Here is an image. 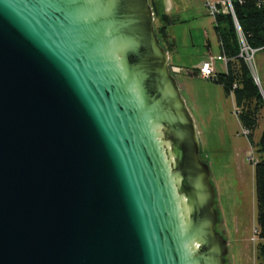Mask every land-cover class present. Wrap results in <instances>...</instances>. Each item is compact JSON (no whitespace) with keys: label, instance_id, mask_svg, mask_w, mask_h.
<instances>
[{"label":"water","instance_id":"obj_1","mask_svg":"<svg viewBox=\"0 0 264 264\" xmlns=\"http://www.w3.org/2000/svg\"><path fill=\"white\" fill-rule=\"evenodd\" d=\"M199 151L149 0H0V264H225Z\"/></svg>","mask_w":264,"mask_h":264},{"label":"rangeland","instance_id":"obj_2","mask_svg":"<svg viewBox=\"0 0 264 264\" xmlns=\"http://www.w3.org/2000/svg\"><path fill=\"white\" fill-rule=\"evenodd\" d=\"M213 20V15L206 10L202 28L207 33L211 54L216 56L220 55V49ZM154 23L157 24L156 21ZM196 48H200L198 44ZM184 56L192 58L189 53ZM253 61L264 97V49L256 50ZM216 63L218 72H224V63ZM180 67L181 73L173 75L194 121L200 158L210 168L217 211L215 229L223 236L227 247L225 264H257L255 229L258 224L252 160L264 157V152L258 153L250 144L236 116L231 92L226 91L220 82L199 77L196 71L193 72L195 75L189 74V67ZM263 128L264 107L260 110L258 126L253 133L254 141L258 140Z\"/></svg>","mask_w":264,"mask_h":264},{"label":"trees","instance_id":"obj_3","mask_svg":"<svg viewBox=\"0 0 264 264\" xmlns=\"http://www.w3.org/2000/svg\"><path fill=\"white\" fill-rule=\"evenodd\" d=\"M233 9L246 43L254 49L264 46V0H245L243 3L233 0ZM153 11V10H152ZM155 13H153V16ZM159 24L154 23L159 43L167 50L172 45L167 33L168 16H158ZM219 47L227 61L224 72H216L213 79L223 84L226 91L233 95L236 116L247 138L258 153L264 152V128L257 141L253 133L258 126L260 110L264 107V97L255 82L252 71L239 56L240 43L238 33L229 13L214 16ZM223 62V61H222ZM254 166V190L257 206L256 259L257 264H264V157L252 160Z\"/></svg>","mask_w":264,"mask_h":264},{"label":"crops","instance_id":"obj_4","mask_svg":"<svg viewBox=\"0 0 264 264\" xmlns=\"http://www.w3.org/2000/svg\"><path fill=\"white\" fill-rule=\"evenodd\" d=\"M208 1L215 2L217 0H149L153 13H155L154 21L157 24L160 22L158 16L161 14L168 16L171 21L166 28L169 40L172 43L169 50H167L169 64L189 67L187 69L189 74H193L196 71L195 69L209 55H213L210 51L207 33L202 28L203 16L206 14V2ZM197 44L200 48H196ZM188 53L192 58H185L184 55ZM217 61L221 60H214L216 72H218L217 67H219Z\"/></svg>","mask_w":264,"mask_h":264},{"label":"built area","instance_id":"obj_5","mask_svg":"<svg viewBox=\"0 0 264 264\" xmlns=\"http://www.w3.org/2000/svg\"><path fill=\"white\" fill-rule=\"evenodd\" d=\"M239 3H243L245 0H235ZM233 0H217V1H208L206 2V10L209 14L213 15V17L219 13H229L232 16L234 26L236 28V31L238 33V39L240 43V51L239 56L244 59V61L249 66L250 70L252 71L253 77L255 79V82L258 84L259 78L255 74V67H254V53L258 49H264L263 47L254 49L251 48L245 41L240 26L238 24V21L235 16V12L233 9ZM264 23V22H263ZM219 59L223 61V63H226L227 59L224 56L223 53L220 55H217L216 57L213 55H209L205 61H203L196 70L197 76L206 78V79H214L216 77V71L214 69V60ZM169 70L172 74L175 73H181L182 68L173 64H169Z\"/></svg>","mask_w":264,"mask_h":264}]
</instances>
